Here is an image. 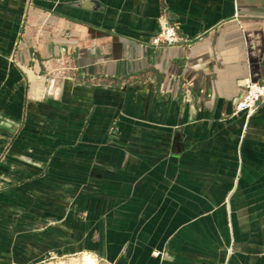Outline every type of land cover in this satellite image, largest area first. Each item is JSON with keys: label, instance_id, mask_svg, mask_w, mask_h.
I'll list each match as a JSON object with an SVG mask.
<instances>
[{"label": "crops", "instance_id": "crops-1", "mask_svg": "<svg viewBox=\"0 0 264 264\" xmlns=\"http://www.w3.org/2000/svg\"><path fill=\"white\" fill-rule=\"evenodd\" d=\"M245 81L264 0H0V264H264Z\"/></svg>", "mask_w": 264, "mask_h": 264}, {"label": "built area", "instance_id": "built-area-1", "mask_svg": "<svg viewBox=\"0 0 264 264\" xmlns=\"http://www.w3.org/2000/svg\"><path fill=\"white\" fill-rule=\"evenodd\" d=\"M179 41L180 35L178 29L172 25L165 24L162 25L160 34L153 40V44L157 47H174L179 43ZM243 88L245 91L244 96L234 105L232 115L236 116L240 112H244L246 119H249L256 113L259 106L264 103V86L251 83L250 81H245L243 83ZM93 256L97 259L99 264L98 256ZM51 259L54 258L51 257ZM70 259L64 262L68 263Z\"/></svg>", "mask_w": 264, "mask_h": 264}, {"label": "bare ground", "instance_id": "bare-ground-1", "mask_svg": "<svg viewBox=\"0 0 264 264\" xmlns=\"http://www.w3.org/2000/svg\"><path fill=\"white\" fill-rule=\"evenodd\" d=\"M47 264H55V263H47ZM58 264H98V261L93 255L89 253H84L79 259L72 258L68 263L60 261V263Z\"/></svg>", "mask_w": 264, "mask_h": 264}, {"label": "rangeland", "instance_id": "rangeland-1", "mask_svg": "<svg viewBox=\"0 0 264 264\" xmlns=\"http://www.w3.org/2000/svg\"><path fill=\"white\" fill-rule=\"evenodd\" d=\"M14 248V250H15V246L13 247ZM25 250V249H24ZM81 256L80 255H76V256H74V257H72V258H77V259H79ZM70 259V257H65V258H62V257H58L57 259H51V257L47 254V256H46V258H44V257H42L40 260H39V263L40 264H47V263H55V264H58V263H60V261L61 262H64V261H68Z\"/></svg>", "mask_w": 264, "mask_h": 264}]
</instances>
